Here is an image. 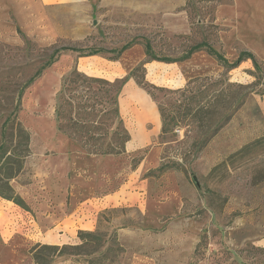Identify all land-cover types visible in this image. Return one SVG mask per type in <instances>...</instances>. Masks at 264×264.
<instances>
[{
	"label": "rangeland",
	"instance_id": "obj_1",
	"mask_svg": "<svg viewBox=\"0 0 264 264\" xmlns=\"http://www.w3.org/2000/svg\"><path fill=\"white\" fill-rule=\"evenodd\" d=\"M228 1L186 0V34L104 4L53 6L27 33L0 12V127L22 93L18 119L30 134L10 181L25 209L0 198V254L12 251L14 264H264V60L237 42L223 47L216 9ZM74 68L124 79L123 154H88L58 132L57 92ZM203 90L211 99L193 109L212 114L161 136L159 106Z\"/></svg>",
	"mask_w": 264,
	"mask_h": 264
},
{
	"label": "trees",
	"instance_id": "obj_2",
	"mask_svg": "<svg viewBox=\"0 0 264 264\" xmlns=\"http://www.w3.org/2000/svg\"><path fill=\"white\" fill-rule=\"evenodd\" d=\"M205 1L210 2L211 0ZM187 5L188 2L185 7ZM201 50L202 48L200 49L198 46L191 48L184 59ZM208 54L212 55V51H208ZM244 54L248 55L247 57H251L254 60V64H256L257 61L253 54L246 51H244ZM51 60L46 67H49L54 62L53 59ZM241 61L240 59L239 62ZM123 82L124 79H115L110 82L103 78L89 77L74 68L62 78L57 92L55 116L58 132L74 141L77 146L88 154L112 156L123 154L125 146L130 140V135L119 117L115 96L120 84ZM142 84L144 85L145 83L143 82ZM228 87L246 89V87L231 83L227 84ZM152 88L165 91L162 88ZM225 91V89L219 91L218 96L214 97V100L216 99L217 102L219 95L225 94ZM21 95L22 93L15 100L13 98L11 105L8 104L12 110H10L9 115L3 117L0 127V198L11 201L25 209L23 200L15 194L10 185V181L20 173L26 158L30 154V134L18 119ZM150 96L154 99L153 94L150 93ZM208 98L211 99L210 92L203 90L199 91L198 95L184 97L182 101L169 111L159 106L160 135L164 136L173 128L180 127L182 122L187 123L190 120L196 122L197 118L202 121V117L212 114V111H214L211 108L212 105L207 108L198 106V109H193L194 105H201ZM0 107L3 109L2 104H0ZM171 168L170 166H162L158 170L164 172ZM81 235L89 239L95 238L92 233H81ZM199 246L200 243L198 244ZM45 248L58 249V247Z\"/></svg>",
	"mask_w": 264,
	"mask_h": 264
},
{
	"label": "crops",
	"instance_id": "obj_3",
	"mask_svg": "<svg viewBox=\"0 0 264 264\" xmlns=\"http://www.w3.org/2000/svg\"><path fill=\"white\" fill-rule=\"evenodd\" d=\"M185 3L186 0H0V12L12 13L16 24L25 32L27 28L31 29L27 23L34 16L48 20L47 11L53 6L72 5L74 11L80 12L82 5H88L92 10L96 5L104 4L108 12L131 13L137 20L176 21L166 26L169 32L186 34L190 26L186 11L182 9ZM216 19L226 28L220 34L225 49L237 42L256 58L264 60V0H229L217 7ZM259 108L264 116V94ZM14 263L16 255L12 251L6 256L0 254V264Z\"/></svg>",
	"mask_w": 264,
	"mask_h": 264
}]
</instances>
